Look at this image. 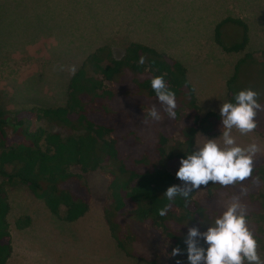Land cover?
<instances>
[{"label": "trees", "instance_id": "trees-1", "mask_svg": "<svg viewBox=\"0 0 264 264\" xmlns=\"http://www.w3.org/2000/svg\"><path fill=\"white\" fill-rule=\"evenodd\" d=\"M226 26L229 34L237 35L236 41L223 32ZM248 30L245 20L227 17L215 25L213 39L226 54L243 53ZM248 62L260 67L264 51L246 54L235 65L226 83V102H235L239 92L235 81ZM162 74L176 95L175 119L168 118L151 87V80ZM192 87L181 63L130 43L119 60L107 47L89 51L68 80L63 105L13 112L0 107V264L12 254L8 187H25L51 215L75 223L90 210L87 178L95 173L106 179L103 221L122 253L145 264H189L187 228L201 227L217 184L201 186L204 196L197 199L193 192L187 204L179 196L169 201L165 193L170 186L182 185L176 173L180 160L195 150L196 136L223 131L221 117L203 112ZM153 105L160 110V121L148 115ZM254 132L264 139L259 126ZM256 177L259 182L254 183ZM236 186L240 193L241 185ZM243 187L247 194L241 202L247 207L248 222H258L264 217V158H256L252 178ZM165 206L169 210L161 217L159 209ZM147 242L155 246L152 261L131 253L134 244ZM177 247L182 254L172 256Z\"/></svg>", "mask_w": 264, "mask_h": 264}, {"label": "rangeland", "instance_id": "rangeland-1", "mask_svg": "<svg viewBox=\"0 0 264 264\" xmlns=\"http://www.w3.org/2000/svg\"><path fill=\"white\" fill-rule=\"evenodd\" d=\"M227 17L245 20L248 26L249 44L243 53L226 54L213 39L215 25ZM229 28L223 32L236 41ZM130 43L181 63L199 107L220 116L235 65L246 54L264 51V0H0V107L13 112L63 105L71 69L76 72L89 51L107 47L119 60ZM260 65L244 64L234 86L238 91L251 87L264 105V63ZM256 119L264 131V111ZM221 134H198L194 149L202 145V137L218 139ZM233 136L241 146L257 143L256 158H264V139L255 132L240 135L233 130ZM87 182L90 210L75 223L51 215L25 187L7 188L12 254L6 264H145L127 257L110 238L102 213L106 179L95 173ZM216 188L201 232L240 195L237 186ZM204 194L201 188L196 198ZM249 227L264 260V217ZM154 249L152 242L134 244L131 253L152 261Z\"/></svg>", "mask_w": 264, "mask_h": 264}, {"label": "clouds", "instance_id": "clouds-1", "mask_svg": "<svg viewBox=\"0 0 264 264\" xmlns=\"http://www.w3.org/2000/svg\"><path fill=\"white\" fill-rule=\"evenodd\" d=\"M139 62L143 64L144 58ZM75 70L73 66L71 71L74 73ZM185 86H188V82ZM151 87L168 118L175 119L176 95L168 87L165 74L155 76L151 80ZM191 91H196L195 86ZM258 98L259 93L249 87L235 94V102L221 105V136L218 139L202 137V145L180 160L181 166L176 176L182 185L170 186L165 193L169 201L179 196L187 204L191 194L199 191L201 186L207 187L209 182L222 187L241 185L240 195L231 198L226 209L208 226L207 231L201 232L198 227L188 229L184 243L187 246L189 264H264L258 254L257 238L249 227L247 207L241 202V197L247 194L243 182L252 178L260 147L255 142L246 147L241 146L233 136V130L240 135H248L257 129L258 112L264 111V105L258 102ZM148 115L154 121L162 119L160 110L155 105ZM253 182H259V177ZM168 210V206H165L159 209L158 214L163 217ZM181 254L179 247L174 248L171 253L172 256Z\"/></svg>", "mask_w": 264, "mask_h": 264}, {"label": "crops", "instance_id": "crops-1", "mask_svg": "<svg viewBox=\"0 0 264 264\" xmlns=\"http://www.w3.org/2000/svg\"><path fill=\"white\" fill-rule=\"evenodd\" d=\"M32 220V219H31ZM19 252H17V254H18Z\"/></svg>", "mask_w": 264, "mask_h": 264}]
</instances>
